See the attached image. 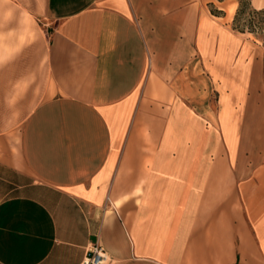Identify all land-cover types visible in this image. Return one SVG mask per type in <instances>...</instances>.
I'll return each mask as SVG.
<instances>
[{
    "label": "crops",
    "instance_id": "crops-1",
    "mask_svg": "<svg viewBox=\"0 0 264 264\" xmlns=\"http://www.w3.org/2000/svg\"><path fill=\"white\" fill-rule=\"evenodd\" d=\"M240 2L0 0V264H264Z\"/></svg>",
    "mask_w": 264,
    "mask_h": 264
},
{
    "label": "rangeland",
    "instance_id": "rangeland-1",
    "mask_svg": "<svg viewBox=\"0 0 264 264\" xmlns=\"http://www.w3.org/2000/svg\"><path fill=\"white\" fill-rule=\"evenodd\" d=\"M242 1V0H241ZM237 27L239 30H245L251 32L260 42H264V11L254 10L251 6L243 12L239 19ZM262 106L257 109L255 115L256 104H248V113L250 116L247 118V135L246 142L248 144L263 143L264 144V93L262 96ZM261 132V133H260ZM254 151L247 152V157L249 158Z\"/></svg>",
    "mask_w": 264,
    "mask_h": 264
},
{
    "label": "built area",
    "instance_id": "built-area-1",
    "mask_svg": "<svg viewBox=\"0 0 264 264\" xmlns=\"http://www.w3.org/2000/svg\"><path fill=\"white\" fill-rule=\"evenodd\" d=\"M81 264H110V259L102 247H96Z\"/></svg>",
    "mask_w": 264,
    "mask_h": 264
},
{
    "label": "trees",
    "instance_id": "trees-1",
    "mask_svg": "<svg viewBox=\"0 0 264 264\" xmlns=\"http://www.w3.org/2000/svg\"><path fill=\"white\" fill-rule=\"evenodd\" d=\"M251 6L250 4V0H242L240 2V8L238 10V13H237V16H236V19H235V26L237 27V24H238V19L240 17V15L245 12L249 7ZM264 11V10H263ZM238 28V27H237ZM244 30V29H243Z\"/></svg>",
    "mask_w": 264,
    "mask_h": 264
}]
</instances>
